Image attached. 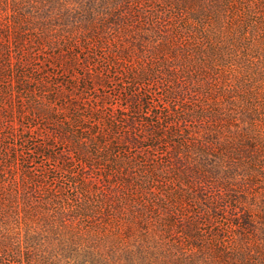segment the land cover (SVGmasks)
<instances>
[{"label":"rangeland","instance_id":"obj_1","mask_svg":"<svg viewBox=\"0 0 264 264\" xmlns=\"http://www.w3.org/2000/svg\"><path fill=\"white\" fill-rule=\"evenodd\" d=\"M45 11L57 18L51 47L31 21ZM70 58H89L109 80L88 103L127 107L136 94L146 104L144 114L119 111L137 122L136 146L116 145L101 125L92 137H104L107 162L74 159L66 173L33 149L75 157L51 133L56 122L93 126L68 106L55 112L65 103L56 93L84 73ZM189 110L205 119L181 122ZM0 113L22 135L8 140L19 159L0 141V167L13 175L4 191L19 193L16 233L35 237L27 264H264V0H0ZM70 200L83 209L76 217L53 206Z\"/></svg>","mask_w":264,"mask_h":264},{"label":"trees","instance_id":"obj_2","mask_svg":"<svg viewBox=\"0 0 264 264\" xmlns=\"http://www.w3.org/2000/svg\"><path fill=\"white\" fill-rule=\"evenodd\" d=\"M65 3V2H63ZM61 2L60 6L63 4ZM59 18H64V12L68 11L67 6H64L63 8L58 9ZM48 14L47 11H45V14H39V17L37 20L32 19L31 21H36L34 26L40 25L39 29L42 31L44 37H41L45 43H43L44 46H53L55 45L54 37V25L56 23L54 20H57L56 17L53 16V13L51 15ZM46 15V16H45ZM43 25V26H42ZM67 25V23H65ZM33 30V28H32ZM24 32L22 33V30L17 33L16 39L17 43L15 44L18 48H24L27 46V41H24ZM59 40H57L58 42ZM70 64L69 68H72L74 71L77 69H81L84 73L79 78L78 83L75 85H72V90L64 91L63 93H56V96L62 95L64 97L65 103H62L59 111H55L56 114L63 113L66 110L67 106L69 109L74 110V114L76 117V120H79V122H87V119H91L94 121L92 124V127H83L84 125H79L77 128H80V130L75 131L72 127H70V124L67 125L63 123V121L56 122L57 119H55V122L58 123L57 128L52 129L51 133L59 137V140L66 142L69 145L70 151L75 154V157L72 156L70 153H64L61 155V157H58V155H53L51 153H44L41 151V149H38L37 147L33 149L34 153H41L44 156H47L49 159L53 160H62L65 164V167L61 168V170L65 171L66 173L70 169L71 161L77 160L81 163H85L88 168H95V165L101 163V162H107V155L104 153V149L102 147V141L104 137H92L93 135H99L102 134L99 131L98 127H101V125H110V129L112 132L117 134L115 138L119 141H117L116 145H122L127 144L129 146H136L138 142V135L133 134V130L135 129V126L137 122L133 118L131 120L129 115H125L124 113L119 114V111H127L128 113H132L135 115L144 114L145 112V104L143 106V102H145L139 95L132 94L128 97V106L123 107L120 105V107L117 106H110L108 108H105L103 106H98L97 103H99V99L95 100V103H88V100H86L87 97H84L87 91L91 90V87L96 86H104L107 84L109 80H107L102 73L99 71H95L93 69L90 70V59L86 58L82 61V64L79 62L78 59H69ZM112 81V80H110ZM24 90H27V87L25 86ZM192 92L191 89L186 88L187 92ZM65 94V95H63ZM193 94V93H190ZM178 100V99H177ZM177 104V103H176ZM104 109H107L110 111L109 117L111 118L110 121H105L106 119H103V111ZM51 107H42L40 109V114L45 118L46 121L50 123V121H54L53 113H52ZM147 110L150 111V108H147ZM51 112V114L49 113ZM22 112V111H21ZM177 113V112H176ZM1 115V113H0ZM176 115V114H175ZM13 116L11 115H1L0 116V141L7 144L5 147L7 153H9V158L13 159H19L20 155L18 154L16 149H13L8 143V140L10 139L9 135L12 137H18L22 136L18 129L15 127H4V122L7 123L12 119ZM136 118V117H135ZM197 119L199 121H203L205 119L204 114L201 112H196L195 110H189L184 113L183 116H179V120L184 123H188L190 121H194ZM149 124L148 121H145ZM61 123V124H60ZM60 124V125H59ZM73 126V125H72ZM74 127V126H73ZM124 130V131H123ZM127 130L128 133H124ZM208 131V130H205ZM199 131H195V134H198ZM148 133H153L150 130ZM119 137V138H118ZM124 137L127 139L125 142ZM22 139V138H21ZM28 139H25L24 141L27 142ZM100 141V142H99ZM122 141V142H121ZM29 142V141H28ZM174 146V155L176 156V159H185L188 154V150H183L181 145H173ZM138 147V146H137ZM101 148V149H100ZM152 148V147H149ZM104 151V152H103ZM200 152L201 155H203L202 151ZM192 154H195V152H192ZM4 155H2L3 157ZM207 156V155H206ZM205 157V155L203 156ZM73 158V159H72ZM112 162V161H111ZM134 162V161H133ZM133 164L130 166L131 168ZM92 169V168H91ZM75 174V173H74ZM8 176H13L8 169H5L4 167H0V264H27L32 261V258L30 257L31 248L33 249L36 247L33 245V239H35L33 233H30L28 236V239H26V242H22L20 239V234L16 233V229L20 226V221L22 219L21 217V210L18 205V191H4V188L7 185V178ZM78 176V175H75ZM89 182V181H88ZM24 200L30 201V197L27 195H24ZM64 206H62V201L59 203L53 204L55 206L56 204H59L57 207L61 214L65 216L73 215L76 217L77 215L81 214L80 212L83 211L82 207L77 205L79 203L78 201H65ZM67 204V206H66ZM56 207V206H55ZM77 214V215H76ZM188 232L194 235L195 230L190 228ZM19 234V235H18ZM18 235V236H17ZM191 235V236H193ZM32 236V237H31ZM31 237V238H30ZM14 240V241H13ZM26 245V246H25ZM11 247L17 248V251L14 252L11 250ZM65 253L68 254L67 251ZM63 253V254H65ZM67 254L65 256L67 257ZM20 258V259H19ZM86 259H83L82 264H87ZM23 262V263H22ZM86 262V263H85Z\"/></svg>","mask_w":264,"mask_h":264}]
</instances>
